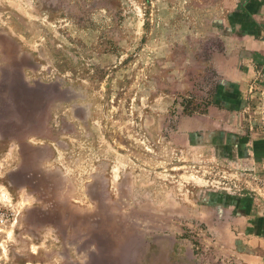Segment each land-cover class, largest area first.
I'll return each instance as SVG.
<instances>
[{"label":"rangeland","instance_id":"1","mask_svg":"<svg viewBox=\"0 0 264 264\" xmlns=\"http://www.w3.org/2000/svg\"><path fill=\"white\" fill-rule=\"evenodd\" d=\"M263 98L264 0H0V264H264Z\"/></svg>","mask_w":264,"mask_h":264},{"label":"crops","instance_id":"2","mask_svg":"<svg viewBox=\"0 0 264 264\" xmlns=\"http://www.w3.org/2000/svg\"><path fill=\"white\" fill-rule=\"evenodd\" d=\"M212 108L209 109V113L214 111L215 107ZM38 135H31L30 140L37 139ZM229 189L231 188H203L199 191L196 202L202 206L206 224L216 228L214 222L217 221L220 229L223 228L224 233L241 246L243 244L250 250L263 252L264 229L261 225L264 226V193H261L262 197L259 198L256 194L247 192L245 195Z\"/></svg>","mask_w":264,"mask_h":264},{"label":"water","instance_id":"3","mask_svg":"<svg viewBox=\"0 0 264 264\" xmlns=\"http://www.w3.org/2000/svg\"><path fill=\"white\" fill-rule=\"evenodd\" d=\"M263 110H264V98H263Z\"/></svg>","mask_w":264,"mask_h":264}]
</instances>
